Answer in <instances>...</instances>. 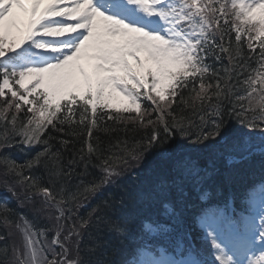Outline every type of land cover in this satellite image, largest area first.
<instances>
[{
  "label": "snow or ice",
  "instance_id": "obj_1",
  "mask_svg": "<svg viewBox=\"0 0 264 264\" xmlns=\"http://www.w3.org/2000/svg\"><path fill=\"white\" fill-rule=\"evenodd\" d=\"M0 264H264V0H0Z\"/></svg>",
  "mask_w": 264,
  "mask_h": 264
},
{
  "label": "trees",
  "instance_id": "obj_2",
  "mask_svg": "<svg viewBox=\"0 0 264 264\" xmlns=\"http://www.w3.org/2000/svg\"><path fill=\"white\" fill-rule=\"evenodd\" d=\"M106 123L109 127L114 126L116 128V132L115 133H112V132H108V133L99 132V133H97V135H99L101 137L102 147H105V148H107L109 146V144L115 145L117 143L118 139L121 141L127 140V142L129 144H132L135 140L140 139L145 134V131H146L145 129H133L131 127V125H129V127L127 129H125L121 125H113V121H111V120H106ZM125 123H128V122L126 121ZM53 135L59 137L61 134L53 133ZM64 138L72 139L73 144H72L71 148H74L75 150L80 149V147L82 146L83 139H84V137H81V136L64 137ZM178 140H179V137H177L176 140L172 142V147L174 146L175 142H177ZM17 154L14 152V155L20 156L21 159H19V160L22 161L24 156L19 154V153H17ZM248 185H251V184L247 181L241 180V184H240L241 187L248 186Z\"/></svg>",
  "mask_w": 264,
  "mask_h": 264
},
{
  "label": "rangeland",
  "instance_id": "obj_3",
  "mask_svg": "<svg viewBox=\"0 0 264 264\" xmlns=\"http://www.w3.org/2000/svg\"><path fill=\"white\" fill-rule=\"evenodd\" d=\"M114 104H115V106H123L124 104H126V102L118 100V101H115Z\"/></svg>",
  "mask_w": 264,
  "mask_h": 264
}]
</instances>
